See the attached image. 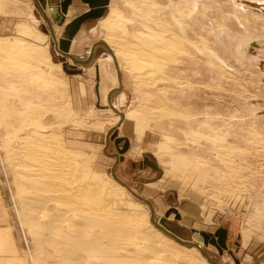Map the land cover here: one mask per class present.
Wrapping results in <instances>:
<instances>
[{
	"label": "rangeland",
	"instance_id": "rangeland-1",
	"mask_svg": "<svg viewBox=\"0 0 264 264\" xmlns=\"http://www.w3.org/2000/svg\"><path fill=\"white\" fill-rule=\"evenodd\" d=\"M28 1L0 0V42L23 43L32 56L0 49V264L91 263L45 242L26 218L30 207L13 163L37 128L55 136V148L78 157L84 166L78 174L93 181L106 205L139 223L140 238L159 245L152 228L164 233L161 226L171 239L199 244L216 263L264 264V0H109L98 41L125 43L112 45L119 69L110 61L99 99L94 67L93 83L85 75L69 78L83 68L68 67L66 58L78 56L57 51L39 25L9 14L25 15L18 9ZM21 24L40 34H20ZM37 50L44 57L34 58ZM125 135L145 149L113 166ZM164 146L184 157L167 151L161 162ZM47 205L43 212L51 213ZM179 244L210 262L198 246ZM175 258L173 264H189Z\"/></svg>",
	"mask_w": 264,
	"mask_h": 264
},
{
	"label": "bare ground",
	"instance_id": "bare-ground-1",
	"mask_svg": "<svg viewBox=\"0 0 264 264\" xmlns=\"http://www.w3.org/2000/svg\"><path fill=\"white\" fill-rule=\"evenodd\" d=\"M114 20L115 19L112 21ZM103 23L108 26L107 20H103ZM109 24H111V22H109ZM17 32L23 35H32L36 37L40 34H38L37 28L30 24H21ZM122 41L120 38H110L106 42L104 41L105 43L101 41L100 45L113 50V47L121 48L123 46ZM144 41L146 40L144 39ZM20 44L14 41H2L0 42V49L12 52L16 50L22 51L24 46ZM153 47L156 48L155 46ZM24 51L25 49L21 53ZM32 52L33 50L30 53ZM25 53L27 52L23 54ZM35 54L36 56L34 55V58H37V55L40 57H44L45 55L42 50H37ZM30 57L32 56L30 55ZM10 58L12 59V57ZM18 68H20V66ZM19 72L22 73L21 71ZM30 108H32V105ZM132 115L136 116V114L133 113ZM37 129H35L36 132L34 131L35 134L32 138L28 137V135L27 138L24 139L22 156L19 155L20 157H14L18 162L16 164L13 163L15 168L14 171L17 174L16 176L19 177L20 183L24 185V188L20 190L22 192L21 194H23V200L27 202L29 205L27 206L30 207L26 213V218L30 219L32 224L35 222V227L34 225L31 227L38 232L36 235L43 236V240L46 239L57 242V244H60L59 247L63 249L62 251H65L67 254L87 256V260H91V263L90 261L87 263L85 259L84 261L87 264H173L169 259L172 257H176V260L183 259L189 264H202L197 258H202L200 251L196 248L183 249L179 243L189 247L198 246L203 255L210 260L209 263L205 264H219L206 255L199 244L187 243L178 237H172L171 239L168 236L171 237L172 234L161 226L160 229L164 233L152 228V232L160 242L157 241L159 245H152L146 237L140 238V230L138 229L139 223L131 217L124 216L110 205H106L105 198L102 196L103 194L101 195V192L94 190L92 185L93 181L86 176L84 178L83 175L80 176V174H78V169L79 171L80 169L83 171L80 167L82 164L77 161L78 157L76 158L73 154L71 155L60 148H55V143L59 145L55 136L45 133L43 129H41V131ZM161 147L160 151H158V158L162 162L165 157L164 153L167 151L169 152V150H165V146L163 149ZM171 153L173 156L181 155L179 153L175 154L173 151H171ZM171 153L169 152V154ZM181 157L184 156L181 155ZM177 158L179 159L180 157ZM177 161L175 159V162L173 161L174 164H176ZM173 167L175 170L179 168L177 165H173ZM97 183H99V181H97ZM108 185V182L101 184L102 188L106 190L110 188V185ZM147 203L149 204V202ZM47 204L53 205L51 213L43 212L48 206ZM149 205L151 206V204ZM153 223L156 227L159 226L155 220ZM138 239H142L143 242H140ZM46 240L45 242H50ZM39 241L41 242L40 239ZM57 244H55V246ZM56 253L58 254L57 250Z\"/></svg>",
	"mask_w": 264,
	"mask_h": 264
},
{
	"label": "crops",
	"instance_id": "crops-1",
	"mask_svg": "<svg viewBox=\"0 0 264 264\" xmlns=\"http://www.w3.org/2000/svg\"><path fill=\"white\" fill-rule=\"evenodd\" d=\"M42 1H45V5H42ZM47 1V2H46ZM49 1V3H48ZM105 0H69L67 3V7L65 10V14L62 13L61 6L66 0H29L28 2L30 6L26 7H19L18 11L23 12L25 15L9 13L10 15L14 16H24L27 21L36 23L43 29V34L48 36L50 40L55 39L56 43V50L58 48H63V46L67 49V53H72L73 55L78 56V60L75 62L73 60L67 59L66 63L68 67L74 69H80L81 71L79 74L77 73H66L69 78H78L81 75H85L89 77V80H93V77L90 74V70L95 68L94 75L96 77L95 82V93H97L98 99L100 95V87H101V77L102 76H109L112 72L113 65L110 61H114V57L112 54H105L103 45H96L93 52V61L89 64H82L87 63L89 54L92 51V46L96 43L100 37V30L102 28V21L106 18L100 15L95 14H88L94 11L99 10L103 7ZM112 1V0H111ZM111 5V3H110ZM109 6V5H108ZM61 9V10H60ZM12 10V9H11ZM88 14V15H87ZM76 24V25H75ZM74 29V30H70ZM51 36V37H50ZM68 36V37H67ZM67 37V38H63ZM63 41V45L60 47L59 42ZM107 51L109 49L105 47ZM109 53V52H108ZM62 55H59V62L62 65ZM112 59H109V58ZM116 65V63H115ZM119 69V67H118ZM118 81L121 83V73L117 70ZM78 81V80H77ZM92 82V81H91ZM84 83V82H83ZM82 82L80 84L83 85ZM93 83V82H92ZM80 86L78 88V92L83 94V91L86 92V87ZM111 88V87H109ZM83 89V91H82ZM112 89V88H111ZM126 136V135H125ZM131 136V135H130ZM126 136L128 138L126 143V149L121 152L120 154L113 153L112 155H116L115 157L111 158L113 162L111 165H115L118 163V159L123 157L129 158L131 161H135L136 156H139L140 153L144 151V145L139 141L135 142L134 136L131 137ZM139 143V144H138ZM118 150V147H117ZM99 155V154H97ZM117 158V159H116ZM101 162H105L104 160L100 159ZM109 163V162H107ZM110 164V163H109ZM111 166V167H113ZM114 170V167L112 168ZM115 171V170H114ZM183 194V195H182ZM179 195H182L183 198L186 197L188 194L186 192H181ZM165 201L160 197L159 204L163 205ZM158 205V203H156Z\"/></svg>",
	"mask_w": 264,
	"mask_h": 264
},
{
	"label": "water",
	"instance_id": "water-1",
	"mask_svg": "<svg viewBox=\"0 0 264 264\" xmlns=\"http://www.w3.org/2000/svg\"><path fill=\"white\" fill-rule=\"evenodd\" d=\"M40 1H41V0H40ZM68 1H69V0H66V2L62 4V6H61L62 11H65V10H66V7H67V3H68ZM86 1H89V0H86ZM46 2H47V1H46ZM50 2H51V0H50ZM104 2H105V3H104V5H103V7H101L99 10L94 11V12H91V13H89V14H90V15H91V14H95V15H97V16L100 15L104 10H106L105 8L108 7L107 5L109 4V0H105ZM48 3H49V1H48ZM42 4L45 5V1H42ZM106 6H107V7H106ZM61 9H60V10H61ZM87 15H88V14H87ZM62 43H63V41H62ZM100 43H101V41H97L96 43L93 44L92 51H91V54H90V60L92 59V56H93V52H94V48H95V46L98 45V44H100ZM63 49H64V50H63V51H64L63 53H64V54H68V53H67V49H66L64 46H63ZM109 50H110V49H109ZM110 53H111L112 56L114 57L115 63H116V65H117V67H118V64H117L116 59H115V55H113V52H112L111 50H110ZM70 57H72L73 59H77L74 55H71V54H70ZM64 59H65V57L63 58V60H64ZM78 61H79V59H78ZM65 63H66V62H65ZM65 63H63V68L66 70V68H67V65H66V64H67V63H66V64H65ZM84 64H86V63H84ZM76 72H77V71H76ZM120 140H121V139H119L118 141H120ZM118 141H117V142H118ZM125 149H126V145H125ZM125 149H124V150H125ZM124 150H122V152H123Z\"/></svg>",
	"mask_w": 264,
	"mask_h": 264
}]
</instances>
